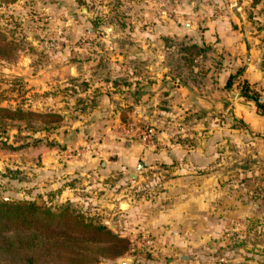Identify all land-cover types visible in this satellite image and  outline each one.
I'll list each match as a JSON object with an SVG mask.
<instances>
[{
    "label": "rangeland",
    "instance_id": "1",
    "mask_svg": "<svg viewBox=\"0 0 264 264\" xmlns=\"http://www.w3.org/2000/svg\"><path fill=\"white\" fill-rule=\"evenodd\" d=\"M223 24L263 47L264 0H0V42L7 45L0 48V106L55 112L59 120L46 130L7 132L6 141L21 147L0 148V198L51 206L68 202L85 218L127 240L122 254L99 257L94 264H116L131 255L133 264H239L231 259L234 253L260 259L263 211L230 213L225 220L229 226L221 230L217 220L222 215L215 207L197 213L193 200L184 205L193 212L170 214L174 221L155 224L158 204H172L158 193L170 188L183 196L199 195L206 188V173L233 172L231 164H219L220 157L232 154L231 137L223 146L217 137L210 139L208 164L186 166L183 158L174 164L151 160L154 152L165 154L178 142L200 146L207 130L221 123L217 113L208 122L205 111L183 110L181 93L172 96V103L165 96L177 77L196 96L221 94L218 73L231 62L215 29ZM180 41L208 42L212 48L188 65L179 57ZM149 129L151 138L145 137ZM140 137L151 156L125 148L140 146ZM34 138L44 146L33 143ZM122 148L127 152L121 153ZM241 151L247 158V150ZM261 151L258 155L263 156L264 148ZM118 158L122 166H112ZM106 160L108 170L100 163ZM139 161L144 162L141 173ZM239 168L240 180L223 178L220 183L217 175L214 180L241 204L264 205V169L257 165L249 173L245 161ZM182 175L197 178L172 182ZM208 193L211 204L219 203L214 188ZM119 201L133 212L116 208ZM222 235L224 246L218 243Z\"/></svg>",
    "mask_w": 264,
    "mask_h": 264
},
{
    "label": "crops",
    "instance_id": "2",
    "mask_svg": "<svg viewBox=\"0 0 264 264\" xmlns=\"http://www.w3.org/2000/svg\"><path fill=\"white\" fill-rule=\"evenodd\" d=\"M237 21H243L239 17H236ZM215 24L212 25L214 27ZM232 27H228L227 25L218 26L216 29V33L219 35L220 45L223 47V50L226 51V55L230 57L231 62L228 65H224V67L219 71L217 85H219L222 90L219 94H213L212 96L203 95L196 96L193 90L188 85H183L177 83L171 89L170 92L165 97H168L169 102L172 103V96L177 93L182 94V104L181 108L183 110H188V108L192 111H205L206 116L204 117V121L211 120L213 117V113L219 114L221 117V123H218L217 127H212V129L207 130L208 134H214V136L206 135L202 141H200V146L195 147V145H187L184 143L178 142L177 144H171L170 147L167 148L165 154L163 151L154 152L153 155L150 151L146 150L141 146V155L151 156V160L155 159L158 162H167L170 164H174L177 162L179 158H183L186 166L191 165H204L210 163L211 157L209 154V143L210 139L216 138L217 144L223 146L226 140L231 137L233 144H230V150L232 154L229 158L220 157V166L223 168L225 166H229L231 164L233 166L232 173L230 176L225 175L223 172L220 174L218 172L216 175L220 178L219 182H223V178H231V181L240 180L241 178V169L239 165H241L244 161L250 168H248V172L251 173L255 170L257 165L261 166L264 169V155H258V152H262V148H264V115L258 112L255 108V102L250 100H245V98L234 97L233 94L237 91L236 85H233L232 89H224V82L227 79L228 75L231 72H234L239 66H244L243 73L240 78L245 79L249 84L254 86L256 89L264 92V46L257 45L254 40L249 36H244L240 29H231ZM212 29V28H211ZM211 29H206L207 34H210ZM209 31V32H208ZM180 108V107H179ZM189 111V110H188ZM215 119V118H214ZM238 122V124H232ZM242 122L243 128L240 126ZM197 126V125H196ZM217 135V136H216ZM246 147H245V146ZM241 147L247 150V158L241 156ZM126 149L131 148L134 153L140 155V146L138 144H131L130 147H125ZM125 148H122L121 153L124 151L127 152ZM202 154H201V153ZM199 154H201L200 158H198ZM154 161V160H153ZM101 166H103L104 170H108L110 164V160L101 161ZM124 162L118 158L116 161L112 162V166H122ZM127 163H131V160ZM125 165V164H124ZM222 168V169H223ZM102 170V169H101ZM224 171V170H222ZM129 175H132L128 172ZM214 173L209 172L204 175V184L201 188L204 190L200 192L199 195L192 194L190 197L188 194L185 196L182 195V191H177L169 188V190H165L161 193H158V198L169 197L172 199V204H158L161 207V210L158 211V207L156 211L157 217L155 219L157 225H162V222L171 223L174 219L170 216V214L182 213L183 211L193 212L194 210L185 209L184 205H188L189 202H193L195 200V205L198 206V211H194L197 213L205 214L208 213V210L215 207V211L222 215V219L218 218L217 227L221 230L225 229L226 226H229V222H226V215L230 213H246V214H256L259 212H264V205L255 204V205H243L236 199L234 194H225L224 190L225 186H219L214 180ZM192 177L197 178L195 175L193 176H179L175 178L172 182L175 181H189ZM217 177V178H218ZM213 180L215 181L216 186L212 184ZM228 180V179H227ZM171 182V181H170ZM237 185V184H235ZM234 186V185H232ZM215 189L217 191L219 199V203L211 204L209 199L208 190ZM206 189H208L206 191ZM227 190V189H226ZM97 194V192H96ZM100 198V195L98 196ZM181 197H184V201H181ZM197 199V200H196ZM160 201V200H159ZM116 205V204H114ZM128 203L124 201H119L116 208H120V210H126L127 212H133L132 206L128 209ZM211 205V206H210ZM135 207V206H134ZM166 209V211H164ZM207 225V224H206ZM225 236L222 235V240H218L220 245L224 246ZM264 246V244H263ZM222 255H225L224 249L221 250ZM239 253H234L231 258L232 261H237L239 264H264V254L261 255L260 259L255 256H247L246 259L242 258Z\"/></svg>",
    "mask_w": 264,
    "mask_h": 264
},
{
    "label": "trees",
    "instance_id": "3",
    "mask_svg": "<svg viewBox=\"0 0 264 264\" xmlns=\"http://www.w3.org/2000/svg\"><path fill=\"white\" fill-rule=\"evenodd\" d=\"M178 44L179 57L188 65H194L195 58L212 48L208 42L198 45L180 41ZM5 46L6 43L0 42V48ZM243 70L244 66H239L231 72L224 89L236 85L237 97L254 101L255 108L264 115V92L240 78ZM176 80L185 85L181 77ZM57 118L55 112L0 106V134H3L0 148L21 147L6 141L9 130L17 133L46 130L58 125ZM40 141V138L33 139V143L39 142V147L44 146ZM27 143L25 140L24 144ZM127 244L125 238L105 224L85 218L68 202L51 206L27 198H0V264H94L99 257L122 254Z\"/></svg>",
    "mask_w": 264,
    "mask_h": 264
},
{
    "label": "water",
    "instance_id": "4",
    "mask_svg": "<svg viewBox=\"0 0 264 264\" xmlns=\"http://www.w3.org/2000/svg\"><path fill=\"white\" fill-rule=\"evenodd\" d=\"M140 162H141V167L144 166V162L142 161H139L138 162V165L137 167H140ZM133 259H134V256H126V257H123L121 259H119L116 264H133Z\"/></svg>",
    "mask_w": 264,
    "mask_h": 264
},
{
    "label": "built area",
    "instance_id": "5",
    "mask_svg": "<svg viewBox=\"0 0 264 264\" xmlns=\"http://www.w3.org/2000/svg\"><path fill=\"white\" fill-rule=\"evenodd\" d=\"M237 93V92H236ZM151 129H149L148 131H147V133L145 134V137H148V138H151V131H150ZM152 140H150V142H151ZM147 243H150V241H147ZM130 250H133V247L130 249Z\"/></svg>",
    "mask_w": 264,
    "mask_h": 264
}]
</instances>
